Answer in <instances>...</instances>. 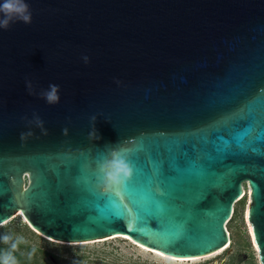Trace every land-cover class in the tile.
Here are the masks:
<instances>
[{"label":"water","instance_id":"water-1","mask_svg":"<svg viewBox=\"0 0 264 264\" xmlns=\"http://www.w3.org/2000/svg\"><path fill=\"white\" fill-rule=\"evenodd\" d=\"M26 3L31 24L0 29V227L22 218L66 245L127 235L177 259L217 256L247 185L264 264V0ZM50 84L55 105L40 97ZM113 149L133 167L122 191L156 216H116L98 194Z\"/></svg>","mask_w":264,"mask_h":264},{"label":"rangeland","instance_id":"rangeland-1","mask_svg":"<svg viewBox=\"0 0 264 264\" xmlns=\"http://www.w3.org/2000/svg\"><path fill=\"white\" fill-rule=\"evenodd\" d=\"M245 187L246 190L249 189L247 185ZM249 201L248 190V195L239 202L238 216L227 224L233 244L221 254L197 262L180 263L167 260L124 238L84 245H66L37 233L22 218L0 227V235H19L27 241L14 253L18 264H261L253 241L251 224L247 220ZM6 250L8 245L0 242V252Z\"/></svg>","mask_w":264,"mask_h":264},{"label":"clouds","instance_id":"clouds-1","mask_svg":"<svg viewBox=\"0 0 264 264\" xmlns=\"http://www.w3.org/2000/svg\"><path fill=\"white\" fill-rule=\"evenodd\" d=\"M22 22L25 25H30L32 22V12L26 0H3L0 3V29L8 30L13 23ZM85 64L89 62L87 56L82 57ZM26 87L29 90V94L33 93V84L31 81H26ZM60 88L58 85L50 84L47 90L40 92L41 99H44L47 104L55 105L59 103ZM34 119L44 134H47L43 128V121L34 114ZM93 121L96 117H92ZM65 132L67 130L65 129ZM33 135L32 132L22 133L21 139L26 136ZM93 135V134H90ZM96 139H99L96 129L94 133ZM125 149H113L110 153V158L106 159L100 166L98 177L99 185L104 191H111L118 189L129 182L133 177V167L129 163L126 156ZM0 242L8 245V250L0 252V264H18L17 258L14 253L19 249L21 244L27 243L23 236H13L11 234L0 235Z\"/></svg>","mask_w":264,"mask_h":264},{"label":"snow or ice","instance_id":"snow-or-ice-1","mask_svg":"<svg viewBox=\"0 0 264 264\" xmlns=\"http://www.w3.org/2000/svg\"><path fill=\"white\" fill-rule=\"evenodd\" d=\"M133 155L136 156L138 162H142L144 159L143 153L141 151H139V148H137L134 151ZM157 163L160 164L161 173H163L167 170L168 165H167L166 160L161 159ZM89 174L90 175H96V171H90ZM122 187H120L118 189L111 190V191H104L102 189V187H97L98 194L101 197H106L109 201H114L117 203L118 212H117L116 216L125 217L132 222H135L137 219H140L142 217L147 218V217L156 216V215H151V214L141 215V213L137 211L136 207H134V205L136 204V201L134 199H131L130 195L126 196V193H130V190L124 189L122 191ZM0 222H3V220ZM110 238H112V237H110ZM124 239H131V237L125 235ZM254 241H255V238H254ZM133 242L138 243L137 241H133ZM138 246L143 247V245H139V244H138ZM146 250H151V249H146ZM221 250H222V248H221ZM156 254L159 255L161 253L157 252Z\"/></svg>","mask_w":264,"mask_h":264},{"label":"bare ground","instance_id":"bare-ground-1","mask_svg":"<svg viewBox=\"0 0 264 264\" xmlns=\"http://www.w3.org/2000/svg\"><path fill=\"white\" fill-rule=\"evenodd\" d=\"M248 188H247V190H246V187H245V193H244V196H246V195H248ZM249 193H250V190H249ZM20 215H21V213H20ZM250 229H252L251 227H250ZM120 238H124V236H120ZM114 239H117V238H114ZM130 239H128V241H129ZM100 243V242H99ZM134 243V242H133ZM92 244V243H91ZM134 244H136V245H138L137 243H134ZM255 244V243H254ZM256 246V245H255ZM139 247H141V246H139ZM142 249H144V250H146V249H148V248H146V247H141ZM229 248V247H228ZM227 248V249H228ZM257 248V247H256ZM227 249H225V250H227ZM224 250V251H225ZM146 251H148V252H151V253H154V254H156L157 253V251H155V250H146ZM223 251V252H224ZM222 253V252H221ZM220 253V254H221ZM157 255V254H156ZM159 256H161V257H163V258H165V259H167V260H171V261H176V262H197V261H200V260H204V259H210V258H213V257H215V256H207V257H200V258H191V259H177V258H173V257H169V256H166V255H163V254H159Z\"/></svg>","mask_w":264,"mask_h":264},{"label":"flooded vegetation","instance_id":"flooded-vegetation-1","mask_svg":"<svg viewBox=\"0 0 264 264\" xmlns=\"http://www.w3.org/2000/svg\"><path fill=\"white\" fill-rule=\"evenodd\" d=\"M136 245V244H135ZM136 246H138V245H136Z\"/></svg>","mask_w":264,"mask_h":264},{"label":"built area","instance_id":"built-area-1","mask_svg":"<svg viewBox=\"0 0 264 264\" xmlns=\"http://www.w3.org/2000/svg\"><path fill=\"white\" fill-rule=\"evenodd\" d=\"M243 197H244V196H243ZM243 197H242V198H243Z\"/></svg>","mask_w":264,"mask_h":264}]
</instances>
